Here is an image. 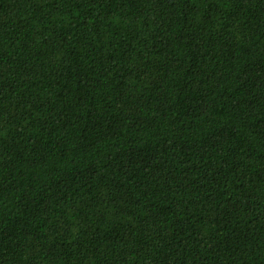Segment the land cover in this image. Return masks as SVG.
I'll use <instances>...</instances> for the list:
<instances>
[{"label": "trees", "instance_id": "16d2710c", "mask_svg": "<svg viewBox=\"0 0 264 264\" xmlns=\"http://www.w3.org/2000/svg\"><path fill=\"white\" fill-rule=\"evenodd\" d=\"M0 264H264V0H0Z\"/></svg>", "mask_w": 264, "mask_h": 264}]
</instances>
